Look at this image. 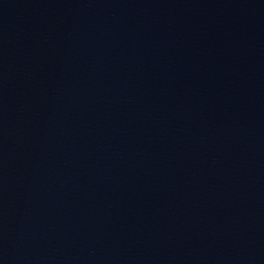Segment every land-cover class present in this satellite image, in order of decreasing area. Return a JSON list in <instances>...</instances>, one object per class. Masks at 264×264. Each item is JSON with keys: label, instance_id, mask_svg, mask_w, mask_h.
Listing matches in <instances>:
<instances>
[{"label": "water", "instance_id": "water-1", "mask_svg": "<svg viewBox=\"0 0 264 264\" xmlns=\"http://www.w3.org/2000/svg\"><path fill=\"white\" fill-rule=\"evenodd\" d=\"M0 264H264V0H0Z\"/></svg>", "mask_w": 264, "mask_h": 264}]
</instances>
